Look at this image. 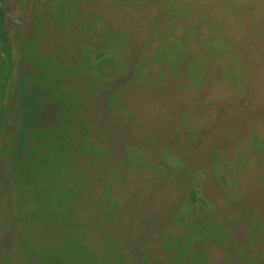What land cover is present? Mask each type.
I'll return each instance as SVG.
<instances>
[{"label":"rangeland","instance_id":"rangeland-1","mask_svg":"<svg viewBox=\"0 0 264 264\" xmlns=\"http://www.w3.org/2000/svg\"><path fill=\"white\" fill-rule=\"evenodd\" d=\"M0 51V264H264V0H0Z\"/></svg>","mask_w":264,"mask_h":264},{"label":"water","instance_id":"water-1","mask_svg":"<svg viewBox=\"0 0 264 264\" xmlns=\"http://www.w3.org/2000/svg\"><path fill=\"white\" fill-rule=\"evenodd\" d=\"M3 60H2V57H1V53H0V83H1V80L3 78Z\"/></svg>","mask_w":264,"mask_h":264},{"label":"bare ground","instance_id":"bare-ground-1","mask_svg":"<svg viewBox=\"0 0 264 264\" xmlns=\"http://www.w3.org/2000/svg\"><path fill=\"white\" fill-rule=\"evenodd\" d=\"M14 118H15V116L11 117L9 123H6V124L3 126V128H7V127H9V126L11 127L12 124H13ZM10 127H9V128H10Z\"/></svg>","mask_w":264,"mask_h":264}]
</instances>
